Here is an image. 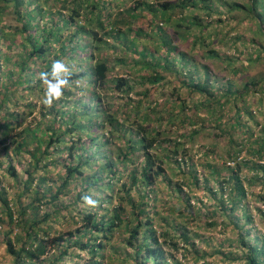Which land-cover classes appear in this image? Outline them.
Masks as SVG:
<instances>
[{"label": "trees", "instance_id": "obj_1", "mask_svg": "<svg viewBox=\"0 0 264 264\" xmlns=\"http://www.w3.org/2000/svg\"><path fill=\"white\" fill-rule=\"evenodd\" d=\"M124 1L0 0L12 8L15 20L21 23L16 31L22 38V44L16 47L18 53L14 55L15 78L9 70L6 83H0V143L9 136L11 119H16L13 113L1 112L9 100L12 86L24 85L31 80L43 84L38 78L40 72H47V79L56 83L57 76L52 71L54 60L64 61L68 71L59 74V79L67 81L69 86L62 89L63 96L59 100L53 101L52 110L59 112L58 104H64V99L76 94L74 90L83 91L84 87H79L81 81L90 89L87 102L81 99L74 102L71 118L63 120L59 117V122L54 117L22 129L21 132L31 138L30 144L34 147L27 151L32 156L29 160L31 169L26 170L27 177L22 189L17 191V208L15 205L11 207L0 182V244L5 245L6 252L12 257V264H66V257L76 255L77 250L89 255L85 264H106L100 257L105 258L101 251L109 244L114 252H118L116 249L122 244L127 252L124 250L123 254L121 251L116 256L123 261L131 260L133 264H183L163 245V237L174 239V235L167 230L162 232L157 229L171 222V231L178 232L184 249L193 250L196 256H201L197 254L199 250L193 235L176 223L181 207L179 209L174 206L176 202L166 200V193L161 190L179 192L176 201L187 206L193 214L189 197L181 195L182 188L179 184H172L162 167L165 158H177L180 150L185 154L186 145L170 140H162L161 143L160 131L150 128L147 122L161 119L159 126L164 121L174 124L178 120L191 126H203L210 122L221 135H226V159L219 164L216 145L207 147L204 154L212 160L205 162L208 173H203L202 179L205 182L212 179L217 183L216 189H209L214 197H218L219 192L228 191L224 199L220 195V202L225 206L224 213L233 217V228L238 229L241 255H234L233 260H242V264H264V235L256 233L248 237L250 229L246 226L251 222L252 215L244 205L248 194L244 180L252 185L259 179L264 188V127L260 129L262 134L254 136L244 120V115L254 119L249 96L256 92L264 95V76L261 80H245L235 88L231 80L223 85L218 84L207 64L200 63L191 53L179 50L178 44H174L175 40L187 42L191 38V50L198 43L204 46L203 35L209 24L203 23L196 10L202 8L208 16H220L222 11L221 7H217L219 4L224 6L226 12H242L253 22L254 29L264 35V0H178L157 3L138 0L131 5L133 8L118 11L119 4L122 5ZM147 15L154 23L149 34L132 25L135 19ZM173 16L176 18L173 19ZM43 19L45 22L40 23ZM218 20L221 21V18ZM166 25H171V34L165 31ZM3 27L0 30L7 38L8 33L4 32ZM194 28L198 31L197 35L191 32ZM142 39L145 42L150 40L153 48H148L145 42L137 45V41ZM159 50L162 53L156 55ZM126 51L134 54L136 59L126 61L122 54ZM203 52L206 58L224 61L212 48H206ZM111 54L120 55L112 60L113 64L109 59ZM260 55H264V52L251 56L248 62L246 59L236 65L233 61L229 62L227 67L233 78L241 75L246 66L257 62ZM37 60L41 63L31 70L30 64H35ZM114 63L122 64L125 70L147 71V75H140L143 84L160 83L165 72L174 74L182 86L199 95V100L192 102L191 112L186 111L185 99L168 108L152 106L143 97L133 100L131 92L135 82L123 76L109 77ZM24 86L26 91L28 88ZM101 90L110 92L112 102L109 105L105 104ZM143 95H151V91L145 90ZM59 123L67 127L60 129L62 125ZM199 130L194 128L184 136L192 139ZM47 131H50L49 135ZM65 134L70 137L68 146L61 145ZM83 135L89 139L81 141ZM13 142L16 151L21 152L23 147H27L26 137L14 138ZM64 150L68 151L71 162L66 164V176L62 183L45 186L47 177L35 182L34 172L44 157ZM244 151L245 154L241 156ZM100 159L103 160L99 162ZM136 160L141 161L128 169ZM185 162L187 171L182 172L185 175L195 172L194 164L187 160ZM8 166L10 175L16 176L13 165L8 163ZM124 174L126 181L121 183L122 193L116 194L115 184ZM194 177L198 183L197 175ZM73 178L85 183L75 200L82 198L81 202L85 203L83 197L91 192V196H95H90L93 200L100 205L106 202L109 206L98 208V212L84 209L82 214L77 213L82 219L80 226L67 233L50 235L51 221L73 217L70 211L68 215L62 213L63 208L57 206L56 202ZM161 181L166 187H161ZM103 192L106 194L101 195ZM22 196H25V202ZM260 197L264 198V193ZM50 204L56 207L50 210L47 208ZM115 243L118 245L115 246ZM172 244L177 247L178 243ZM219 246L217 251L221 249Z\"/></svg>", "mask_w": 264, "mask_h": 264}, {"label": "rangeland", "instance_id": "obj_2", "mask_svg": "<svg viewBox=\"0 0 264 264\" xmlns=\"http://www.w3.org/2000/svg\"><path fill=\"white\" fill-rule=\"evenodd\" d=\"M136 1L138 0H125L122 5L119 4L117 10L121 11L133 8L131 5H133ZM150 1L157 3L159 1L176 2L178 0ZM217 7H221L220 9L222 14L220 16L217 14L208 16L206 10L202 8L196 10L198 15L201 16L203 23L208 22L209 24L207 31L203 35L205 38L204 46H200L198 43L197 46L193 47L191 50L189 48V41H191V38H189V41L187 42H183V40L180 39L175 40L174 44H178L179 50L191 53V55L196 57L200 63L207 64L212 72V75L217 78L216 82L218 84L223 85V83L227 80H231L233 82V87L235 88L238 87V84L244 83L245 80H261L262 76H264V55H260L257 62H252L249 66H246L242 74L237 75L235 78H233L232 72H230V68L227 67V64L233 61L236 65L242 62L243 59H246L248 62L251 56L259 55V52L262 51L264 52V35L259 34V32L254 29L255 26L253 22L247 19L242 12H226L223 8L224 6L220 4L217 5ZM0 8V28L1 26H4V32L8 33L7 38H4L3 31L0 30V83L3 85L8 79L6 73L9 70L12 71V77L15 78L16 71L13 70L16 68L14 64V55L18 53V48L16 47H19V45L22 44V38L16 31V27H19L21 23H18V21L15 20L12 8L2 2H0ZM3 8H6L5 11H3ZM175 12L178 13V10ZM219 17L221 18V21L218 20ZM172 18L174 19L176 17L173 16ZM150 19V15L145 17L140 16L133 21L132 25L138 26L144 32L149 34L152 30V24H154ZM43 22H45V19L40 21V23ZM165 31L171 34V25H166ZM216 31H219V33L216 34ZM191 32L196 35L198 33L196 28L192 29ZM128 37L130 36L128 35ZM142 38L145 37L142 35ZM144 40L145 39L138 40L137 45H142L141 42H145ZM211 40L212 42H210ZM145 44L148 48H153V44L150 40L145 42ZM206 48L216 50L224 61L204 57L203 51ZM160 53H162V50H159L156 55ZM122 54L124 55V59L126 61L136 59L134 54H130L127 51L124 53L122 52ZM119 56L120 55L118 54L109 55L110 63L113 64L112 60H115ZM38 63L40 64L41 61L37 60L35 64H30L31 70L36 69V64ZM149 73L151 72H148V74ZM140 75H147V71L143 70L142 72H138L136 69L131 71L129 69L125 70L122 64L115 63L114 68L111 72H109V77L123 76L128 77L131 81L135 82V88L131 92V98L133 100H138L143 97L146 101L151 103L150 105L152 106L159 105V108L165 106L168 108L171 104H174L175 102L180 103L182 99H185L187 103L186 111H190L192 102L195 103L199 100V95L197 93L190 92L182 86L178 76L174 74L167 72L163 73L162 75H164V79L158 84H143L140 82ZM24 85L28 88L26 91H24ZM24 85L19 84L12 86L9 94V100L6 101V105L1 110L2 113L6 111L13 113L16 117V119H11L12 125L9 129V136L3 143H0V182L1 186L5 189L6 197L9 200L11 207H14L12 205H15L16 208V197L18 196L17 191H21L22 189L23 182L27 177L26 170L31 169V165H29L31 162L29 160L32 159V156L27 151L34 148L33 144H30L29 141L31 138L21 132L22 129L28 126H34L37 123L48 121L54 117L56 120H59V122V117H62L63 120H66L68 117L71 118L73 114L71 113V108L74 107V102H76L77 99H81L82 102H87L90 97V89L84 86V82L81 81L79 83V87H84V90H74L76 94H73L70 99H64V104H60L62 103L60 102L58 104L59 112L56 113V111L51 109V106H46L43 103L47 88L45 84H36V80H31L29 83ZM145 90H150L151 95H143ZM101 92L105 104L109 105V103L112 102L109 98L110 92L106 90H101ZM106 95L108 96L107 98H105ZM187 98L189 99L187 100ZM249 106L254 111V119H248L244 115V120L247 123V126L254 132V136H257L262 134L260 129L264 127V95H261L259 92L250 94ZM76 109L78 111L79 107ZM161 121V119H156V121L147 122V125L150 128H157L160 131L161 134L159 139L161 140V143L162 140H170L176 142L179 141L183 143V145H186L187 149L185 154H183L180 150V155L177 158L172 156H169L170 159L165 158L162 167L165 174L172 180V184H179L182 188L181 195L189 197V203L193 206V214L190 213V209L187 208V206H182L181 202L176 201L177 194L179 192L168 193L167 190L163 188H161V190L166 193V200L176 202L174 206L179 207V209L181 207L178 217L176 218V223H178L181 228H184L185 231L193 235L196 248L199 250L197 251V254L201 256H196L193 250L186 251L184 249L178 232L171 231V222L163 226V228H159L156 225L159 231L164 232L167 230L170 235H174V239H171L169 236L163 237L164 239L162 241L164 248L179 259V261L183 264H242V260H233L235 257L234 255H241V249L239 248L237 241L238 234L236 231L238 229L233 228L234 222L232 221L234 219L224 213L225 206L220 202V195L222 194L224 199V197L227 196L228 191L219 192L218 197H214L209 192V189L210 187L216 189L217 183L212 179L207 182L202 179V174L208 173V169L205 166L207 163L205 162L212 160L205 156V149L215 144L216 154L219 155H216L217 161L219 164H222L226 159V149L224 147L226 144V135H221L216 126L210 122L204 124L203 126H191L189 123H182L178 120L174 124L164 121V124L159 126ZM59 124L62 125L60 129L67 127L64 123ZM194 128H200L199 132L192 139H187L186 134H189V132ZM47 133L49 135L50 131H47ZM21 137H26L27 147H23L20 152L16 151L13 139H19ZM73 138L77 139L76 135H73ZM86 139L89 138L83 135L81 141ZM63 140L64 142L61 145L68 146L70 141L69 135L65 134ZM54 144L55 143H53L52 147ZM44 146L45 144L42 145L41 149H43ZM243 154H245V151L241 154V156H243ZM175 159H177V161H175ZM178 159L180 161H178ZM102 160L103 159H100L99 162ZM185 160H187L188 163L190 162L194 164L195 172L192 171V174L187 172V175H185L182 172V170L184 171L188 167ZM140 161L141 160H136L135 163L128 166V169ZM69 162H71V158L66 150L63 152H54V154L45 156L40 164H38V170L34 172V177H36L35 182H37L39 178L47 177L44 181L45 186H57L61 184L62 180L66 176V164ZM8 163L13 165L16 171V176L10 175L11 170L9 169ZM75 163L76 162L74 161L73 164ZM223 172L225 171L223 170ZM194 175H197L198 183L196 182ZM242 176H244V173ZM123 181H126L125 174L115 184L116 194L122 193L121 183ZM244 183L248 192L246 198L244 199V205H246L252 215L251 222L246 226V228L250 229L248 237H253L256 233L264 235V198L260 197V195L264 193V188L262 187V183L259 179H256L252 185L246 184L245 180ZM84 185L85 183L82 182L81 179L73 178L70 179L67 186L63 188L65 192L60 195L59 200L56 201L57 206L59 205L63 208L62 213H65V215H68V212L70 211L73 217H61L58 221H51L50 223L52 225V229L50 235L67 233L68 231H72L80 226L82 224V219L80 215H77V213L82 214L84 209L97 211L98 208H105L109 206L106 202L100 205L97 201L95 206H90L82 203V198L75 200L80 188H83ZM206 185H208L207 188H205ZM161 187H166L162 185V181ZM104 194L106 193L103 192L101 195ZM88 196H91V192ZM24 198L25 196H22L23 201ZM223 199L221 200L222 202H224ZM53 207L56 206L51 204L47 206L50 210ZM213 222L214 224H210ZM171 241L176 244L178 243L177 247L173 246ZM219 244V248L221 249H219L218 252L216 248H218ZM117 245L118 244L115 243V246ZM116 250H118V252H114L115 250L109 244L101 251L102 255H105V258L102 256L100 259L106 264H133L131 260L123 261L121 258L116 256L121 251H123V254L124 250L127 252V249L124 248L122 244H119ZM112 256L115 258H112ZM88 258L89 255L85 252L77 250L76 255H68L66 257L65 263L85 264ZM0 264H12V257L6 252L4 244H0Z\"/></svg>", "mask_w": 264, "mask_h": 264}, {"label": "clouds", "instance_id": "obj_3", "mask_svg": "<svg viewBox=\"0 0 264 264\" xmlns=\"http://www.w3.org/2000/svg\"><path fill=\"white\" fill-rule=\"evenodd\" d=\"M53 74L57 76V82L51 83L47 79V72H40L39 79L47 86L43 103L46 106H51L54 100H59L63 96V90L68 87V83L65 80L59 79V74L68 71L65 67L63 60H54L52 63ZM83 200L90 206H95L97 201L93 200L90 196H84Z\"/></svg>", "mask_w": 264, "mask_h": 264}]
</instances>
